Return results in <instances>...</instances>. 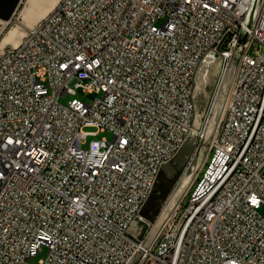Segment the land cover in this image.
<instances>
[{"label": "built area", "instance_id": "1", "mask_svg": "<svg viewBox=\"0 0 264 264\" xmlns=\"http://www.w3.org/2000/svg\"><path fill=\"white\" fill-rule=\"evenodd\" d=\"M211 52L232 67L197 134L206 157L150 242L154 223L137 239L162 165L197 132ZM77 90L98 96L59 103ZM88 127L111 140L83 148ZM262 209L264 0H58L0 53V264L42 246L40 264H264Z\"/></svg>", "mask_w": 264, "mask_h": 264}, {"label": "rangeland", "instance_id": "2", "mask_svg": "<svg viewBox=\"0 0 264 264\" xmlns=\"http://www.w3.org/2000/svg\"><path fill=\"white\" fill-rule=\"evenodd\" d=\"M51 1L52 0H49V2L46 5L49 8L48 11L52 9ZM19 11L20 8L11 17V19L7 24V27H12L13 25L18 24L17 16ZM29 19L32 20L31 17ZM28 24H29L28 21L25 23V25L20 24L21 30L23 28H26L25 26H27ZM238 53L239 50L237 51V54ZM207 58H208L207 61L211 59L210 60L211 62L208 65L204 66L205 65L204 62ZM209 66L211 67V69L207 74L206 84L204 85L201 79V71L204 70V68L205 69L210 68ZM221 68H222V60L220 59V56L215 52H211L207 54L198 67V70L195 75V87L193 94V101L195 105L194 130H196L197 132L196 133L193 131L191 132L193 135L190 136L188 142L185 145L188 149L182 150L180 153H178L176 157L172 159V161L166 162L162 165L158 180L154 186V192L150 195V197L148 198V200L146 201L143 207L142 212H143L144 221L142 222H144L147 225V227L149 225L152 226V224L154 223L147 236V238L149 237L148 239L149 242L157 232L163 219L166 217L165 215L169 213V211L177 202L179 197H181V195L189 189L192 179L198 174L201 164L206 157L207 138L209 134H206L204 139H202V141L198 139L197 134L199 133V130L201 128V122L205 117V115L207 114V110L215 87V83L221 72ZM230 68L228 69L229 71L227 72V74L230 73L231 71ZM226 76L221 84V87L217 92L213 106L211 107L210 110L211 113L209 115L207 131L210 130V128L214 124V120L217 115L216 112L219 111L221 104L223 102V97L227 89ZM97 96L98 95L96 94H87L81 92L80 90H77V94L74 97L71 95H66L65 97H61L59 99V103L61 105H66L68 101L75 98L85 104H90ZM84 131L95 133V135L88 136L86 138V140L82 145L83 148H87L90 141L102 140V139H106L107 141H110L112 138V134L110 132L107 131L99 132L96 128L93 127L85 128ZM189 143H191V146L188 145ZM168 163L171 166H174L175 168L177 166L178 167L174 170L172 167H168ZM261 213L264 214V209L261 210ZM146 229H144V226L141 224H135L131 226L130 231L136 237H140L141 233H143ZM149 242H146L145 245H148ZM46 251H47L46 247L42 246L39 252L33 258L29 259L28 263L40 264V260H43L46 256Z\"/></svg>", "mask_w": 264, "mask_h": 264}, {"label": "crops", "instance_id": "3", "mask_svg": "<svg viewBox=\"0 0 264 264\" xmlns=\"http://www.w3.org/2000/svg\"><path fill=\"white\" fill-rule=\"evenodd\" d=\"M48 2L49 0H0V53L21 41L25 31L48 11L49 8L46 6ZM53 3L54 0L51 1V6ZM19 8L18 24L7 27L9 20ZM27 21L29 24L21 30L20 24L25 25Z\"/></svg>", "mask_w": 264, "mask_h": 264}, {"label": "bare ground", "instance_id": "4", "mask_svg": "<svg viewBox=\"0 0 264 264\" xmlns=\"http://www.w3.org/2000/svg\"><path fill=\"white\" fill-rule=\"evenodd\" d=\"M57 1L58 0H54V3H53V5H55L56 3H57ZM209 58V57H208ZM208 58L205 60V65L204 66H206V65H208L211 61V59L209 60V61H207L208 60ZM204 59V57H201V62H202V60ZM220 59L222 60V68H221V72H220V74H219V76H218V78H217V81H216V83H215V87H214V90H213V93H212V97H211V100H210V103H209V107H208V110H207V113L209 112V110H211V107H212V104L214 103V99H215V97H216V94H217V91L219 90V87H220V85H219V83L220 82H223V80L225 79V76H226V74H222L223 73V67H224V63H229V53H222V55H220ZM210 67V66H209ZM210 69H211V67L210 68H208V69H205L204 68V70H202L201 71V79H202V83H204V85L206 84V78H207V74H208V72L210 71ZM219 86V87H218ZM223 102H226V95H224V97H223ZM194 132V131H193ZM191 135H193L192 133H190L187 137H186V139L184 140V142L182 143V145H181V147L179 148V150H178V152L176 153V155L174 156V157H176L177 155H178V153H180L182 150H184V149H188L185 145H186V143L188 142V140H189V138H190V136ZM194 139V138H193ZM193 139H192V141H193ZM192 141H191V143H192ZM191 143H189L188 145L189 146H191ZM187 145V146H188ZM172 161V160H171ZM170 162V161H169ZM184 164V163H183ZM177 165V164H176ZM168 167H172L174 170L178 167H174V166H171L169 163H168ZM162 168V167H161ZM160 172H161V170H160ZM163 172H164V170H163ZM142 221H144V219L143 218H136L135 220H134V222H133V224L132 225H135V224H141V225H143L144 226V229H146L147 228V225L144 223V222H142ZM146 221V220H145Z\"/></svg>", "mask_w": 264, "mask_h": 264}, {"label": "water", "instance_id": "5", "mask_svg": "<svg viewBox=\"0 0 264 264\" xmlns=\"http://www.w3.org/2000/svg\"><path fill=\"white\" fill-rule=\"evenodd\" d=\"M52 6H53V5H52ZM47 12H48V11H46L45 14H46ZM45 14H44V15H45ZM44 15H43V16H44ZM43 16H42V17H43ZM42 17H41V18H42ZM41 18H40V19H41ZM40 19H39V20H40ZM34 24H35V23H34ZM34 24H33V25H34ZM33 25H32V26H33ZM32 26H31V27H32ZM31 27H29V28H31ZM160 170H161V169H160ZM159 174H160V171H159ZM159 174H158V177H159ZM158 177H157V180H158ZM156 182H157V181H156ZM155 184H156V183H155ZM154 186H155V185H154ZM153 192H154V187H153V191L151 192V194H152ZM151 194H150V195H151ZM149 197H150V196H149ZM149 197H148V198H149ZM147 200H148V199H147ZM147 200H146V201H147ZM145 203H146V202H145ZM144 205H145V204H144ZM144 205H143V207H144ZM143 207H142V210H141V213H140L141 218H143V212H142V211H143ZM161 217H162V216H161ZM148 227H149V226H148ZM148 227H147V229H148ZM147 229H146L143 233H141V236H140V237H136L133 233H132V234H133L137 239H141V238L145 235ZM130 232H131V231H130Z\"/></svg>", "mask_w": 264, "mask_h": 264}]
</instances>
